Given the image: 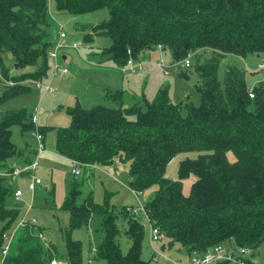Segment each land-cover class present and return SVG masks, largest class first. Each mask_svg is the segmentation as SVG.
Returning <instances> with one entry per match:
<instances>
[{
    "label": "trees",
    "instance_id": "obj_1",
    "mask_svg": "<svg viewBox=\"0 0 264 264\" xmlns=\"http://www.w3.org/2000/svg\"><path fill=\"white\" fill-rule=\"evenodd\" d=\"M55 3L59 12L72 14L108 8V20L81 28L89 30L86 41H92L94 35L111 38V44L101 52L102 57L120 68L130 58L145 61V53L159 45L171 51L175 63L200 51L209 56L203 61L198 59L195 65L201 79L196 85L199 104L191 100L174 102L168 88L161 87L152 99L143 94L125 106L124 91L116 89L109 92V97L120 102L118 107L97 104L87 108L77 100L67 108L71 116L68 126L38 125L45 146L46 132L56 128L57 151L72 162L86 167L129 161L128 186L134 193L156 186L141 210L163 232L159 240L163 246L180 244L187 248V262L194 252L202 254L213 245L224 244L253 248L247 262L255 264L253 257L264 248V88L248 87L247 72L254 71L238 66L235 57L264 55V0ZM48 4L49 0H0V52H11L18 66H35L32 72L12 80L7 69L0 67L1 73L13 82L0 94V102L30 92V82L42 81L48 74V51L54 47L48 38ZM227 59L232 63H226ZM223 62L225 70L221 77ZM14 123L20 124L22 131L36 130L32 111L18 109L2 114L0 167L14 161L27 163L37 157V144L31 155L12 142L10 126ZM185 151L198 154L181 160L178 179L167 177L170 161ZM190 175L195 179L186 195L182 180ZM5 181L11 180L0 176V220L5 221L0 229V264H51L54 255H59L63 264H88L82 242L74 239L71 231L86 225L93 213L101 215L105 228L95 257L104 259L106 264L152 263L154 255L149 259L142 256L146 231L138 216L139 208L124 206L117 213L108 199L104 204L96 203L92 193L77 203L82 180L71 184L64 203L70 210L65 256L47 242L38 224L19 228L4 255V233L13 231L24 213L20 215L17 206L6 205V197L15 191ZM119 216L127 222L125 233L131 242L127 252H123L118 240Z\"/></svg>",
    "mask_w": 264,
    "mask_h": 264
},
{
    "label": "rangeland",
    "instance_id": "obj_2",
    "mask_svg": "<svg viewBox=\"0 0 264 264\" xmlns=\"http://www.w3.org/2000/svg\"><path fill=\"white\" fill-rule=\"evenodd\" d=\"M48 7L50 20L48 38L52 41L57 56L52 57L48 51L49 70L42 82L49 84L53 91L46 92L36 82H30V92L0 102V122L2 114L7 111L20 109L29 113L38 106L40 109L38 125L40 127H66L71 122L67 108L73 106L77 100L87 108L97 104L112 107L120 106V102L109 97L108 94L109 90L115 88L135 93L140 97L145 94L147 98L152 99L159 88L167 87L172 101L185 103V101L191 100L195 104H199L200 97L196 85L200 83L201 79L195 65L198 59L205 60L209 56L208 52L200 51L198 55L197 53L193 54L191 66L186 67L178 63L166 71V68L158 65V62L163 59L166 64L175 63L176 60L171 51L167 50L161 53L152 49L146 52L145 59L147 60L142 69L135 72H123L113 61L102 57L101 52L104 47L111 44V38L104 35H94L92 41H86L85 37L89 30L81 28L85 25H96L108 20L110 17L108 8L72 14L69 11L59 12L55 0H49ZM60 24L65 26L68 42L56 47L55 42L60 36ZM72 40L78 43L77 47L69 44ZM64 55L66 56L65 59L63 58ZM0 57V67L4 66L7 69L11 80L13 77L35 70L34 65L17 66L15 57L9 51L0 52ZM235 60L238 66L244 67L247 63L248 67L253 69L257 67L262 57L250 55L235 57ZM231 61V59H227L226 63H232ZM224 62L220 68L221 77L225 70ZM56 64L60 65L61 69L57 70ZM62 68H67L68 71L64 73ZM55 70H57L56 73ZM11 80L0 71V94L6 86L13 84ZM246 80L250 89L254 85H262L264 88V70L247 72ZM124 99L127 102V95ZM126 102L125 106H128L129 104ZM10 139L24 153L31 155L37 144L33 132L22 131L21 125L18 123L10 126ZM46 148L47 150L39 156V166L36 171V177L41 179V184L37 186L35 191H32L28 188L29 176L19 177L15 181H5L13 191L17 188L23 191L20 199H16L12 192L6 197L5 203L9 207L17 206L20 208V215L33 205L30 211L31 215L38 220V226L47 242L53 245L61 256L66 255L65 236L70 224V210L64 207V203L68 197L71 184L75 180H82V194L77 199V203H82L85 197L92 193L96 203L104 204L108 199L110 206H116L117 213L124 206L139 208L138 216L146 231L142 256L149 259L154 255L151 264H173V261L182 264L187 263L188 251L186 247L180 244L163 246L162 241L150 243L151 224L145 211L141 210V206L145 205L153 196L156 186L137 194L134 193L128 186V181L131 178L129 161L121 162L119 166L116 164L82 166V173L76 176L72 172L73 162L57 151L56 128L46 132ZM197 154V151L178 153L168 164L166 176L174 180L178 179V168L181 160L186 157H196ZM229 157L230 159L234 158L232 152L229 153ZM194 179L195 176L190 175L182 180L184 194H190ZM18 219L19 217L12 226L17 223ZM4 223L5 221L0 220V229ZM118 224L120 227L118 240L123 252H127L131 244L130 238L125 233L127 222L122 216H119ZM71 235L74 239H79L82 242L84 259L88 264H106L104 259L95 257V249L105 235V228L99 213H93L88 223L74 228ZM260 252L253 257L255 264H262L264 261V248H260ZM54 258L63 264L59 255H54Z\"/></svg>",
    "mask_w": 264,
    "mask_h": 264
},
{
    "label": "built area",
    "instance_id": "obj_3",
    "mask_svg": "<svg viewBox=\"0 0 264 264\" xmlns=\"http://www.w3.org/2000/svg\"><path fill=\"white\" fill-rule=\"evenodd\" d=\"M67 42H68L67 33L65 27L61 25L60 36L56 43V47L62 44H67ZM69 44L73 47L78 46V43L73 40L69 42ZM158 48H161V46L159 45ZM50 55L52 57L57 56L55 49L50 51ZM191 57L192 54L187 55V57L184 60H182L180 64L186 67L190 66L192 64ZM261 57L262 60L257 64L256 68L251 69L250 67H248L247 63H245V66L252 71H257L262 69L264 70V55H262ZM144 63L145 61L143 60L135 61L133 58H130L128 59L127 63L123 67H121V70L123 72H135L138 69H142ZM159 64L165 67L166 71H168L170 67L178 63L166 64L164 60L161 59ZM56 69L57 70L61 69L60 65L56 64ZM57 70H55L54 72L56 73ZM62 71L66 73L68 70L67 68H62ZM36 83L39 87H43L44 91L46 92L53 91V88L49 84H44L42 81ZM250 96L254 97L253 91H250ZM39 113H40V109L38 106H36L32 110V122L36 126V130L33 132V134L37 142V157H35L33 160L27 163H19L14 161L10 164L0 167V176L6 177L11 181H15L19 177H24V175L29 176L30 182L28 183V188L32 191H34L36 189V186L41 184L42 182L40 178L36 177V171L39 166V156L46 151V146L44 144V136L38 129ZM116 164L118 165L119 162L117 161ZM73 165H74L72 170L73 174L76 176L80 175L82 173L81 167L83 166V164H81L78 161H73ZM22 195H23V191L20 188H17L14 192V196L16 197V199H20ZM31 209L32 206H30L27 210L24 211L13 231L4 233L5 243L2 250V253L4 255L8 253L10 249V245L13 242L14 236L19 228L25 227L26 225L38 224V220L36 219V217L31 215L30 213ZM163 235H164L163 232L157 225L151 224L150 227L151 244H154L156 241L161 240ZM253 252L254 249L251 247H245V246L234 247L224 244H217L211 246L206 252L202 254H198L194 252L186 264H218L221 262H228L230 264H249L247 262V259L252 256ZM172 263L182 264L177 261H173ZM51 264H61V263L57 260V258H54L51 261Z\"/></svg>",
    "mask_w": 264,
    "mask_h": 264
},
{
    "label": "crops",
    "instance_id": "obj_4",
    "mask_svg": "<svg viewBox=\"0 0 264 264\" xmlns=\"http://www.w3.org/2000/svg\"><path fill=\"white\" fill-rule=\"evenodd\" d=\"M155 50H158L159 52H165V50H163V49H161V48H157V49H155ZM145 56H146V53H145ZM63 58L65 59L66 58V56L64 55L63 56ZM147 59H145V61H146ZM160 62V61H159ZM159 62H158V65H160L159 64ZM161 66V65H160ZM119 67V66H118ZM120 68V67H119ZM116 89H121V88H115L114 90H116ZM123 90V89H122ZM110 91H113V90H109L108 92H110ZM124 91V97L127 95V102H126V100H125V102L126 103H132L134 100H137V99H140L141 97L140 96H138V95H136L135 93H131V92H128V91H125V90H123ZM127 92V93H126ZM109 94V93H108ZM46 150H47V148H46ZM71 160V159H70ZM120 165V164H119ZM95 166V165H94ZM117 166V165H116ZM134 192V191H133Z\"/></svg>",
    "mask_w": 264,
    "mask_h": 264
},
{
    "label": "water",
    "instance_id": "obj_5",
    "mask_svg": "<svg viewBox=\"0 0 264 264\" xmlns=\"http://www.w3.org/2000/svg\"><path fill=\"white\" fill-rule=\"evenodd\" d=\"M18 66V65H17Z\"/></svg>",
    "mask_w": 264,
    "mask_h": 264
}]
</instances>
